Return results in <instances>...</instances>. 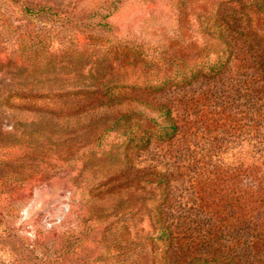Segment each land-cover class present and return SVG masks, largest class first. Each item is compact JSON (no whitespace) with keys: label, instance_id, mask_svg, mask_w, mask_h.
Returning <instances> with one entry per match:
<instances>
[{"label":"rangeland","instance_id":"obj_1","mask_svg":"<svg viewBox=\"0 0 264 264\" xmlns=\"http://www.w3.org/2000/svg\"><path fill=\"white\" fill-rule=\"evenodd\" d=\"M262 53L264 0H0V264H264Z\"/></svg>","mask_w":264,"mask_h":264},{"label":"trees","instance_id":"obj_2","mask_svg":"<svg viewBox=\"0 0 264 264\" xmlns=\"http://www.w3.org/2000/svg\"><path fill=\"white\" fill-rule=\"evenodd\" d=\"M230 44V43H229ZM264 54V53H262ZM263 64H264V55H263ZM263 70V74H264V68ZM159 111H161L165 117H167V119L169 120V125L168 128H172V129H176L175 124L171 121L170 119V110L168 108H162L159 109ZM260 197V194H259ZM247 212H245L246 214ZM163 212L161 211L160 207L155 208L154 212L151 215L152 221L154 222V224L157 226L158 230L160 231V239H162L164 242L168 243V244H172V227H170V225L166 222L163 221L161 219ZM245 214H241L239 217H237L234 221H232L233 224L236 225H243L245 224L248 228H251L252 226L256 228V226H254V224L250 223L249 221L246 220V216ZM250 224V225H249ZM259 224L257 225V228H259ZM234 229V228H233ZM231 229V231L233 230ZM258 238H256V236L254 237V241L252 243L251 246H248L250 248H246L245 250L248 251V254H251L254 251H257L260 247V244L264 241V238L262 237V233H259ZM236 238V239H235ZM220 239H222L221 237H218L217 240L215 241L216 243V247L213 249H210L208 251H206L205 253L200 254L198 257L192 259V262L195 264H244L245 262V258L244 257H234L232 255H229L227 253H225V249L224 246L222 245L221 241H219ZM240 238L239 237H233V243L234 244H238ZM244 250V252H245ZM194 260V261H193Z\"/></svg>","mask_w":264,"mask_h":264}]
</instances>
